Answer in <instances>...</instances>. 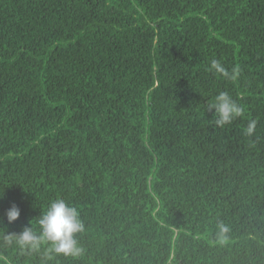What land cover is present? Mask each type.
<instances>
[{
    "label": "trees",
    "instance_id": "obj_1",
    "mask_svg": "<svg viewBox=\"0 0 264 264\" xmlns=\"http://www.w3.org/2000/svg\"><path fill=\"white\" fill-rule=\"evenodd\" d=\"M3 190L9 232L79 209L81 253L49 264H264V0H0Z\"/></svg>",
    "mask_w": 264,
    "mask_h": 264
},
{
    "label": "clouds",
    "instance_id": "obj_2",
    "mask_svg": "<svg viewBox=\"0 0 264 264\" xmlns=\"http://www.w3.org/2000/svg\"><path fill=\"white\" fill-rule=\"evenodd\" d=\"M208 71L222 76L227 81H236L241 75L240 67L232 66L229 69L218 59H212ZM207 111L213 114L212 122L219 128L230 125L244 114L243 107L226 90L219 91L208 102ZM256 124L255 120H250L242 129L243 134L253 135ZM3 194L4 190L0 197ZM20 215L21 209L16 204L5 212L8 224L17 221ZM3 220L4 218L0 217V248H14L21 255L38 256L39 264H49L59 255L78 256L82 251L77 237L84 231L85 224L79 209L62 197L51 200L35 221L32 219L22 231L9 232Z\"/></svg>",
    "mask_w": 264,
    "mask_h": 264
}]
</instances>
